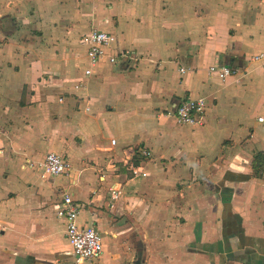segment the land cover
<instances>
[{
	"label": "crops",
	"instance_id": "obj_1",
	"mask_svg": "<svg viewBox=\"0 0 264 264\" xmlns=\"http://www.w3.org/2000/svg\"><path fill=\"white\" fill-rule=\"evenodd\" d=\"M91 30L138 61L85 77ZM261 53L264 0H0V264H72L64 192L107 237L91 264H264ZM199 98L202 123L178 124ZM48 153L72 172L40 179Z\"/></svg>",
	"mask_w": 264,
	"mask_h": 264
},
{
	"label": "built area",
	"instance_id": "obj_2",
	"mask_svg": "<svg viewBox=\"0 0 264 264\" xmlns=\"http://www.w3.org/2000/svg\"><path fill=\"white\" fill-rule=\"evenodd\" d=\"M87 42L85 77L91 76L93 69L102 60H106L108 64H116L118 60H123L129 64L138 61L132 52L128 50L121 52L118 56L112 55L110 50L115 42V37L111 34L99 30H91L87 34ZM252 59L264 68V53L258 54ZM180 72L183 73L184 70L181 69ZM232 73L228 67L218 63L208 69L209 76H217L219 79H224L232 75ZM79 88V85L74 86L75 90ZM206 107L207 102L205 99H186L176 106L173 117L180 125L195 127L202 123ZM258 121L261 122L262 118ZM112 144H114V141H112ZM143 156L149 157L150 154L149 152H143ZM29 166L35 167L40 179L69 175L73 169L68 159L55 153H48L40 163H30ZM131 173L133 176H137L140 171L138 168L132 167ZM108 192L112 201L118 200L122 195L121 190L115 187H110ZM79 212V205L75 203L72 195L64 192L57 217L63 220L65 224V235L73 253L72 264H91L97 262L102 256L103 244L101 234L93 226L79 225Z\"/></svg>",
	"mask_w": 264,
	"mask_h": 264
},
{
	"label": "trees",
	"instance_id": "obj_3",
	"mask_svg": "<svg viewBox=\"0 0 264 264\" xmlns=\"http://www.w3.org/2000/svg\"><path fill=\"white\" fill-rule=\"evenodd\" d=\"M263 157H264L263 153H258L254 156L253 175L256 178H259L261 176L262 171H263V164H262ZM141 159L142 158L138 157V154H135L134 158H133V166L137 167L139 165Z\"/></svg>",
	"mask_w": 264,
	"mask_h": 264
},
{
	"label": "rangeland",
	"instance_id": "obj_4",
	"mask_svg": "<svg viewBox=\"0 0 264 264\" xmlns=\"http://www.w3.org/2000/svg\"><path fill=\"white\" fill-rule=\"evenodd\" d=\"M260 115H261V117H264V114H260ZM260 133H261V132H260ZM131 174H132V173H131ZM101 239H102V243L105 242L106 239H107L106 235H104V234L102 235V234H101Z\"/></svg>",
	"mask_w": 264,
	"mask_h": 264
},
{
	"label": "water",
	"instance_id": "obj_5",
	"mask_svg": "<svg viewBox=\"0 0 264 264\" xmlns=\"http://www.w3.org/2000/svg\"><path fill=\"white\" fill-rule=\"evenodd\" d=\"M135 264H138V263H135Z\"/></svg>",
	"mask_w": 264,
	"mask_h": 264
}]
</instances>
